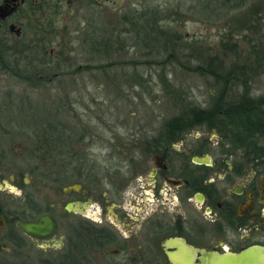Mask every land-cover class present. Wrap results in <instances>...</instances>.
Masks as SVG:
<instances>
[{"label": "flooded vegetation", "instance_id": "1", "mask_svg": "<svg viewBox=\"0 0 264 264\" xmlns=\"http://www.w3.org/2000/svg\"><path fill=\"white\" fill-rule=\"evenodd\" d=\"M36 1L0 11V40L6 28L23 36L19 6ZM241 84L225 83L220 98L197 105L205 114L191 124L172 133L163 122L129 132L118 149L111 139L98 150L86 147L80 139L94 135L80 120L63 123L60 145L39 146L33 138L31 179L21 184L23 171L9 173L22 193L11 209L0 203V228H12L17 245L27 239L46 253L76 245L87 264H217L208 251L245 249L252 250L248 264H264V89ZM7 157L0 146V180ZM47 185L58 198L43 193ZM44 214L57 226L48 238L17 225Z\"/></svg>", "mask_w": 264, "mask_h": 264}, {"label": "rangeland", "instance_id": "2", "mask_svg": "<svg viewBox=\"0 0 264 264\" xmlns=\"http://www.w3.org/2000/svg\"><path fill=\"white\" fill-rule=\"evenodd\" d=\"M40 1L37 0L36 3ZM50 1L59 4L56 18H52L53 6L43 3L44 12L38 16V20L43 22L42 28L51 30L48 33L50 37L44 41V52L55 56L61 54L60 61L63 65L61 71L47 81H44V78L39 79V75L28 80L0 67V131L3 129L2 125H7L4 121L12 124V127L6 126L12 132L5 136L6 142L0 144L8 153V157L3 160L5 167L0 180V203L6 209H11L22 193V190L15 186V181L9 177L12 169L23 171L19 178L21 184L25 182L27 184L31 179L28 170V150L31 143L25 133L27 131L32 133L42 122H46L47 125V122L51 121L61 127L63 123L80 120L84 125L83 131L88 127L94 135L92 137L88 134L80 139L86 142V147L88 144L98 150V147H107L111 139V145L118 149L120 147L118 142L128 141L129 132L139 133L150 129L151 126L166 123L181 113L185 105L204 106L213 97L218 96L221 83L216 82L211 75L188 71L175 62L167 63L163 67L160 56L149 63L152 55L141 44L140 38L133 36L130 25L123 27L121 34L125 38L123 49L101 55L94 54L93 57L79 46L76 38L77 35H81L80 29L86 24L100 22L104 25L112 26L114 23L118 26V19L123 12L133 13L135 10H145V7L158 4L165 13L169 12L163 23L171 31L179 33L183 40L202 43L201 46L211 54L220 52L218 50L220 39L234 40L238 43L240 51L225 52L230 53L231 61L238 64L247 61V54L253 55L249 45L250 40L256 38L254 35L247 32L243 35L237 33L229 36L228 32L233 30L232 28L235 29L234 26H231L232 28L227 26L230 15L217 22L212 17L199 18L193 13L194 0H90L89 4H85L88 0ZM50 19L53 24L48 27L47 22ZM19 20L24 39L37 40L32 29L33 23L36 22L34 14H30V19L20 17ZM262 28L264 29V20ZM5 35L7 39L2 43L8 46L9 50L4 54L9 59L19 58L18 64L22 63L18 66H23L28 59L24 57L25 54H18L16 51L21 48V43L26 41H16L14 33L9 32L7 28ZM194 46L198 45L195 43ZM191 51L192 49H184L178 54L180 57L184 54L187 58ZM108 61L114 64L103 68L97 67ZM185 62L188 63L187 59ZM85 65L92 67L86 68ZM30 70L32 71V68L27 69ZM236 70L238 75L233 82L243 83L241 88L248 87L256 91L264 89V65L245 68V72L241 74L239 66L236 65ZM161 72H165V77ZM138 73L142 76L139 78L140 83L133 79ZM242 78L245 82H242ZM241 90L239 87L238 91ZM111 130L115 132L114 139ZM96 131L98 136H95ZM90 139L94 140L93 143L89 141ZM24 187L31 190V185ZM42 189L49 198H58L55 195L56 191L50 190L48 185L42 186ZM6 214L9 219L10 212ZM14 240L12 228L8 225L0 228V244L5 243L3 247L0 246V261L12 264H37L41 257L52 255L58 250H48L46 253L47 249H38L27 239L21 246L16 245Z\"/></svg>", "mask_w": 264, "mask_h": 264}, {"label": "trees", "instance_id": "3", "mask_svg": "<svg viewBox=\"0 0 264 264\" xmlns=\"http://www.w3.org/2000/svg\"><path fill=\"white\" fill-rule=\"evenodd\" d=\"M89 1L85 4H89ZM45 5L53 6L54 15L52 18H56L59 4H55L50 0H41L40 3H35L34 7H28L29 5H20V16L30 19V14H34L36 22L33 23V34L37 37V40L32 38L24 39V36L15 39L16 41H26L21 43V48L16 52L18 54H25L27 62L23 66H18L19 58L13 60L9 59L4 53L9 49L5 46L3 40H0V67L6 70H11L14 75L21 78L31 80L33 77L39 75V79L44 78V81L50 80L56 74L61 71L63 66L60 61L61 54L47 55L44 52V41L50 37L48 33L51 32L48 28H42L43 22L38 20V16H41L42 7ZM84 4V5H85ZM145 10H135L133 13L123 12L118 19V26L112 23L110 25H104L100 22L98 24H86L84 28L80 29L81 35H77L79 46L82 47L86 52L90 53L93 57L95 55H101L110 53L115 50L123 49L125 44V38L121 36L123 33V27L129 26L133 36L140 38L141 44L146 47L152 59H149V63L158 56L161 57L160 63L164 67L167 63L175 62L182 66L188 71H193L199 74L211 75L216 82L221 83L219 87V93L216 98L221 97V91L224 88V84L233 82L236 80L235 77L238 75L236 65L240 68V74L244 73L245 68H254L264 65V29L262 28L264 20V0H194L193 13L197 17L202 19L213 18L215 22L219 21L226 15H230L227 19V26L233 30L228 32L229 36L234 34L249 33L254 35L256 38L250 40L249 50L253 55L247 54V61L243 64H238L235 61H231L232 58L229 56L230 53H226L225 50L233 52H239L238 43L234 40L224 41L220 39L218 45L220 52L209 53L205 47L195 42L198 46H194V42L183 40L179 33H175L168 29L167 25L163 23V19L168 17V13H165L158 4L154 6L145 7ZM233 12V13H232ZM45 21V20H44ZM48 21V20H47ZM46 21V22H47ZM48 27L53 24L52 19L48 22ZM111 24V23H110ZM42 30V31H41ZM126 30V29H125ZM42 34V35H41ZM225 34V33H223ZM30 39V40H29ZM32 42H29L31 41ZM28 41V42H27ZM43 42V43H41ZM10 48V47H9ZM223 48V49H222ZM13 49V48H11ZM184 49H192L187 55L182 54L181 57L178 53H181ZM43 51V52H42ZM29 54V56L27 55ZM159 57V58H160ZM187 59V62L185 60ZM9 60V61H8ZM194 60V62H193ZM229 60V61H228ZM146 61V60H145ZM114 64L112 61L107 63L99 64L97 67L103 68ZM86 68L92 67L91 65H85ZM32 68V71L27 69ZM165 72H161V75L165 77ZM137 83H140L142 76L138 73L133 76ZM245 82V79H241ZM184 102V101H183ZM205 114V110L197 106L196 104L185 105L181 113L170 118L166 124V129L173 132L176 126L183 124H191L198 117L201 118ZM7 125H2L3 129L0 131V144L6 142V135L11 133L7 127H12L8 121ZM42 122L34 131L36 134L29 133L25 134L26 138L31 143L32 139L38 140L40 145H60L62 128L58 123L53 124ZM22 133V132H21ZM3 135V136H2ZM14 239V238H13ZM15 244L17 245L18 240L15 238ZM76 245H66V247L58 253L50 254L46 257H41L37 264H87L86 255H79ZM0 264H12L7 261H0Z\"/></svg>", "mask_w": 264, "mask_h": 264}, {"label": "water", "instance_id": "4", "mask_svg": "<svg viewBox=\"0 0 264 264\" xmlns=\"http://www.w3.org/2000/svg\"><path fill=\"white\" fill-rule=\"evenodd\" d=\"M9 2L0 3V11L2 16H5L14 10L19 0H9ZM15 31L19 34L20 28L16 26ZM17 225L25 233L40 238H48L57 231L55 221L48 214L42 215L38 221L19 220L17 221ZM208 255L217 258V264H248V259L252 257V250L245 249L237 253L228 254H219L214 251H208Z\"/></svg>", "mask_w": 264, "mask_h": 264}]
</instances>
